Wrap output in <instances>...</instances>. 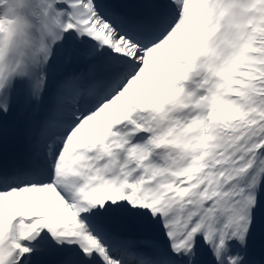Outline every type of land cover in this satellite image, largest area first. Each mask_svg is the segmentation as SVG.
<instances>
[{"label": "snow or ice", "instance_id": "6c2138e0", "mask_svg": "<svg viewBox=\"0 0 264 264\" xmlns=\"http://www.w3.org/2000/svg\"><path fill=\"white\" fill-rule=\"evenodd\" d=\"M0 264H264V0H0Z\"/></svg>", "mask_w": 264, "mask_h": 264}]
</instances>
